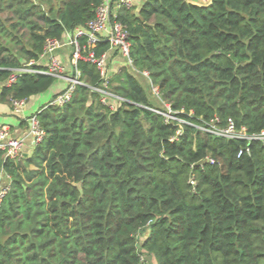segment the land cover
Wrapping results in <instances>:
<instances>
[{
  "label": "trees",
  "instance_id": "trees-1",
  "mask_svg": "<svg viewBox=\"0 0 264 264\" xmlns=\"http://www.w3.org/2000/svg\"><path fill=\"white\" fill-rule=\"evenodd\" d=\"M104 1L0 0V104L47 92L50 74L5 84ZM116 20L135 69L110 79L124 101L104 104L95 64L80 61L72 99L37 111L45 136L33 152L14 162L0 150L11 179L0 264H143L144 255L155 264H264V144L203 129L218 120L264 132V0H145L120 5ZM167 105L182 123L161 114Z\"/></svg>",
  "mask_w": 264,
  "mask_h": 264
},
{
  "label": "built area",
  "instance_id": "built-area-1",
  "mask_svg": "<svg viewBox=\"0 0 264 264\" xmlns=\"http://www.w3.org/2000/svg\"><path fill=\"white\" fill-rule=\"evenodd\" d=\"M120 5H125L130 8L133 7V1L121 0L114 4L113 0H105L98 7L96 17L85 26H79L73 30L65 31L62 39H47L40 60L38 62L32 61L22 69L14 72L5 85H14L26 73L50 74L56 78L66 79L68 82L67 88L49 102V105L63 107L72 99L76 87L83 84L81 72L77 68L78 63L80 61H88L95 64L101 79V85L95 88V91L98 92L104 104H108L114 109L115 105L111 103L110 99L116 98L119 101H124V99L109 91L110 79L112 77L108 64L110 52L117 51L124 59L125 66L135 70L133 60L130 56L131 43L128 31L126 26L116 20V13L113 12ZM103 42L108 43L109 48L99 56L96 54L94 48L97 44ZM64 47H70L72 49L69 66H66L56 55L57 51ZM35 66H40V68H36ZM142 75L145 78H149L147 72L142 73ZM151 87L153 94L159 96V88L156 86ZM26 102L27 100L12 101L13 112L16 114L23 113ZM167 109L169 110L167 113H159L165 115L167 120L183 122L173 115V111L169 105H167ZM27 121L30 125L29 136H31L34 145H37L45 136L44 130L41 128L36 114L30 116ZM216 123H219V121L217 120ZM216 123H212L209 125V128L203 129L230 139L257 140L264 144V132L259 135H249L245 128L238 130L233 123H229L225 128H217ZM177 133L181 134V131L179 130ZM175 139L172 138V141ZM23 145L24 138L12 135L8 127L0 128V150L5 153L6 158L14 162H20L25 157ZM243 153H249V147L242 149L238 153V156H241ZM10 187L11 179L9 183H6L0 176V205L9 194Z\"/></svg>",
  "mask_w": 264,
  "mask_h": 264
},
{
  "label": "crops",
  "instance_id": "crops-1",
  "mask_svg": "<svg viewBox=\"0 0 264 264\" xmlns=\"http://www.w3.org/2000/svg\"><path fill=\"white\" fill-rule=\"evenodd\" d=\"M133 7L140 8L145 0H132ZM114 9V13H116ZM72 53L70 47H64L57 51V57L66 65L69 66V59ZM109 69L112 75L117 73L122 67H125L124 59L118 54L117 51H111L109 55ZM68 82L66 79L57 78L55 84L45 93L33 96L27 100L23 113L16 114L13 112L12 105L0 104V128L8 127L12 135L24 138L23 152L24 156H28L33 152L35 145L31 136H29L30 125L27 119L36 114L37 111L47 103H49L56 95L63 92L67 88ZM35 99L34 106L29 108L31 100ZM37 109V110H36ZM36 110V111H35ZM1 179L9 183L10 178L4 173L0 172Z\"/></svg>",
  "mask_w": 264,
  "mask_h": 264
},
{
  "label": "rangeland",
  "instance_id": "rangeland-1",
  "mask_svg": "<svg viewBox=\"0 0 264 264\" xmlns=\"http://www.w3.org/2000/svg\"><path fill=\"white\" fill-rule=\"evenodd\" d=\"M121 0H117V2H120ZM141 82L143 84H146V80L145 79H142ZM34 101H36L35 99L31 100L30 104L28 105L29 108L33 107L34 106ZM37 110V109H36ZM35 110V111H36ZM146 237V234H142L138 237V240H139V243H141ZM143 264H155V261L152 257H149V256H146L144 255L143 256Z\"/></svg>",
  "mask_w": 264,
  "mask_h": 264
},
{
  "label": "water",
  "instance_id": "water-1",
  "mask_svg": "<svg viewBox=\"0 0 264 264\" xmlns=\"http://www.w3.org/2000/svg\"><path fill=\"white\" fill-rule=\"evenodd\" d=\"M26 157H28V155H27V154H25V158H26Z\"/></svg>",
  "mask_w": 264,
  "mask_h": 264
}]
</instances>
